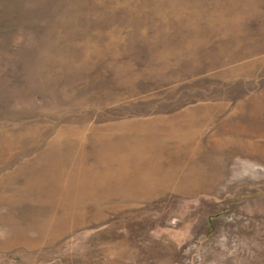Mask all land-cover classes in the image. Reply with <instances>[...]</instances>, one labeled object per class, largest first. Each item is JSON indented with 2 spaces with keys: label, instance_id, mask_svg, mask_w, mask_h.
<instances>
[{
  "label": "rangeland",
  "instance_id": "rangeland-1",
  "mask_svg": "<svg viewBox=\"0 0 264 264\" xmlns=\"http://www.w3.org/2000/svg\"><path fill=\"white\" fill-rule=\"evenodd\" d=\"M0 264H264V0H0Z\"/></svg>",
  "mask_w": 264,
  "mask_h": 264
}]
</instances>
